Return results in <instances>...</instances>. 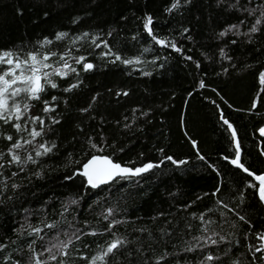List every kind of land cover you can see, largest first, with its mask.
Wrapping results in <instances>:
<instances>
[{"label":"trees","instance_id":"trees-1","mask_svg":"<svg viewBox=\"0 0 264 264\" xmlns=\"http://www.w3.org/2000/svg\"><path fill=\"white\" fill-rule=\"evenodd\" d=\"M261 13L264 0H0V52L49 55L47 71L67 73L27 101L21 120H0V264H30V244L47 264H90L116 238L125 244L110 264L162 256L160 264H264L256 251L264 208L253 181L229 163L234 141L221 119L236 130L244 167L263 173ZM149 16L152 34L180 51L156 44L144 27ZM45 102L54 110L45 112ZM33 130L41 135L33 139ZM17 142L20 165L8 154ZM92 156L160 166L96 189L79 174ZM58 241L69 242L67 255L54 249L52 261L46 248Z\"/></svg>","mask_w":264,"mask_h":264},{"label":"snow or ice","instance_id":"snow-or-ice-1","mask_svg":"<svg viewBox=\"0 0 264 264\" xmlns=\"http://www.w3.org/2000/svg\"><path fill=\"white\" fill-rule=\"evenodd\" d=\"M178 5L173 4L172 8H176ZM264 21V13H261L260 18H258L255 22L256 25H260ZM152 24V18L149 16L146 19L145 22V29L147 30L148 34L152 37V39L156 42V44L161 45L163 47H168L169 45L176 51H180L176 47L174 43L167 42L165 40L157 39L156 36L152 34L151 29ZM235 27V26H233ZM252 32L258 31V28L256 26H253L251 29ZM65 33H60L57 35L56 39L60 40L63 39ZM87 35V34H85ZM221 35H224V33H221ZM94 42V41H93ZM45 44L50 43V41H45ZM105 47L107 45L105 44ZM53 55H55L53 53ZM63 59V57H61ZM50 59L49 55H44L43 59H38V56L35 54H29L28 57L24 60H21L19 56L14 55L13 51H2L0 52V65L5 66V70L2 71V74H0V120H3L5 123H11L13 120H21L23 116L27 113L29 110V103L27 101L29 100H39L40 99V93L44 92L45 90V84L50 85L52 88H56L57 84L54 83L51 80V77L53 75L58 76H65L67 75L66 72L55 69L53 71H47V69L52 68V65L46 63ZM121 57L119 55L116 56V60H120ZM190 59V58H189ZM80 62V61H78ZM126 64L131 63H138L139 61H122ZM93 68V65L91 63L84 64V70L88 71ZM74 71V69H73ZM260 84L264 85V73L260 74ZM77 85H72L70 88L65 89V91H71L72 88L76 87ZM200 88H204L205 85L203 82L199 85ZM126 95V93H125ZM23 98L22 103L23 106H21L20 98ZM55 99V97H53ZM45 108L44 111H53L54 109H51L47 106V102H45ZM33 122L39 121L41 125H43L44 121L40 117H32L31 118ZM221 119L223 120V123L227 125L228 129L231 130V136L233 141L235 142V158L230 160V163L234 165L236 168L241 169L245 173H247L248 176L253 177V179L258 183V196L261 202H264V175H254L249 169L244 167L243 163L241 162V156H240V144L237 139V133L236 130L233 128L232 124L229 123L227 119L223 118V115L221 116ZM58 122V121H55ZM17 131H21V125L19 123H16L13 125ZM26 130V129H23ZM30 135L35 139V137H38L41 135L39 131H31ZM260 135L264 136V128L260 129ZM6 139L11 141L13 138L12 136H7ZM26 143H31V141H26ZM92 148H97L95 144L91 145ZM195 143H193V147H195ZM23 145L19 142L12 145V148L9 149V155L11 156V162L20 165L23 163L21 161V158L19 155H17L13 149H20ZM43 147V154H47L51 151V148L41 145ZM98 151H103V149H97ZM37 156L42 155L40 151L36 152ZM201 160H204L203 156L199 157ZM28 160H32L31 156H28ZM168 160H171L173 164H183L186 163V161H180L177 162L173 160L171 157H167ZM227 159V158H226ZM34 162V161H33ZM158 164H152L147 163L142 167H137L135 169L122 166L119 163L113 162V160L109 157H101V156H92V158L83 165V171L79 174L87 178V183L92 188H98L103 184H108L111 181L116 180L117 178H130L133 176H140L143 173L151 171L154 167H159ZM3 167V164H0V168ZM13 175H16V173H13ZM71 179V177H69ZM13 187H18L17 185H13ZM249 187H256V185L249 184ZM219 191V189H217ZM215 194V193H213ZM75 203V201H73ZM224 207H227V205H224ZM112 215V210L109 209L107 212V216H105V219H107L108 216ZM203 219V217H201ZM241 220H244L243 216H240ZM247 222V221H245ZM119 223V221L110 222L108 225V230L110 231L111 228L115 227V224ZM31 227V226H29ZM47 228H53L55 227L52 224L45 225ZM43 231L41 228H32L29 232V235H33L37 238L43 239V237L40 236V233ZM91 235H96L95 232L90 233ZM224 238L221 237V240ZM258 239L262 241L261 246L256 249L258 252H264V234H261ZM209 240H211L212 244H217L218 241L215 239H212L209 237ZM35 243V241H33ZM69 242L64 241H58L56 243H52L51 246L46 248V251L49 253V259L52 261H55L57 259V256L54 254L53 250L55 249L60 253V255L66 256L67 252L65 249H67ZM207 243V241H206ZM125 244V241L119 238H116L112 240L110 243H108L107 247L102 250L99 254L91 258L90 264H110L109 258L113 257L114 254L117 252L118 249L121 248L122 245ZM4 245H0V250H2ZM29 249L32 251L33 255L30 257V264H47V261H41L39 256L43 253L37 254L35 249L32 248V245H29ZM186 251H193L194 249L189 247L185 249ZM165 256H162L160 259L157 260L156 264H160L161 260L165 259ZM87 259V257H85ZM206 261H213L214 259H217L216 257H213L212 255L206 256ZM19 264V262H17ZM63 264V262H61Z\"/></svg>","mask_w":264,"mask_h":264},{"label":"water","instance_id":"water-1","mask_svg":"<svg viewBox=\"0 0 264 264\" xmlns=\"http://www.w3.org/2000/svg\"><path fill=\"white\" fill-rule=\"evenodd\" d=\"M231 131V130H230ZM234 148H235V142H234ZM236 151V150H235ZM240 156H241V151H240ZM101 157H103V156H101ZM92 158V157H91ZM90 158V159H91ZM89 159V160H90ZM88 160V161H89ZM87 161V162H88ZM86 162V163H87ZM229 163H230V161H229ZM231 164V163H230ZM232 165V164H231ZM234 168H236L234 165H232ZM236 169H238V168H236ZM238 170H240L244 175H246V176H248L247 175V173H245L244 171H242L241 169H238ZM255 175V174H254ZM259 175H264V172L263 173H261V174H259ZM252 181H253V183L256 185V187L258 188V183L253 179V177H250V176H248ZM87 179V178H86ZM118 179H120V178H117L116 180H118ZM116 180H114V181H111L110 183H108V184H103V185H101L100 187H103V186H106V185H109V184H111V183H113V182H115ZM100 187H98V188H100ZM257 188H256V194H257V198H258V200L260 201V199H259V196H258V192H257ZM97 189V188H96ZM260 203L262 204V206H263V208H264V202H261L260 201ZM264 234V233H263ZM261 243H262V241H261Z\"/></svg>","mask_w":264,"mask_h":264},{"label":"rangeland","instance_id":"rangeland-1","mask_svg":"<svg viewBox=\"0 0 264 264\" xmlns=\"http://www.w3.org/2000/svg\"><path fill=\"white\" fill-rule=\"evenodd\" d=\"M264 128V127H263Z\"/></svg>","mask_w":264,"mask_h":264}]
</instances>
